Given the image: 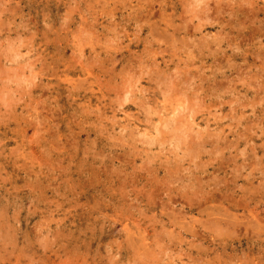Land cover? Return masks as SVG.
<instances>
[{"label":"rangeland","instance_id":"obj_1","mask_svg":"<svg viewBox=\"0 0 264 264\" xmlns=\"http://www.w3.org/2000/svg\"><path fill=\"white\" fill-rule=\"evenodd\" d=\"M0 18V264H264V0Z\"/></svg>","mask_w":264,"mask_h":264},{"label":"bare ground","instance_id":"obj_2","mask_svg":"<svg viewBox=\"0 0 264 264\" xmlns=\"http://www.w3.org/2000/svg\"><path fill=\"white\" fill-rule=\"evenodd\" d=\"M160 15V14H159ZM1 19V18H0ZM194 19V18H193ZM131 20V19H130ZM195 76V75H194ZM172 77H174V76H172ZM177 82V81H176ZM181 82V81H180ZM181 87V86H180ZM179 87V88H180ZM198 94V93H197ZM161 104V103H160ZM242 116V115H241ZM175 121V120H174ZM187 125V124H186ZM174 127V126H173ZM157 133V132H156ZM189 139V138H188ZM213 147V146H212ZM214 156V155H213ZM213 161V160H212ZM204 176V175H203ZM187 180V179H186Z\"/></svg>","mask_w":264,"mask_h":264}]
</instances>
